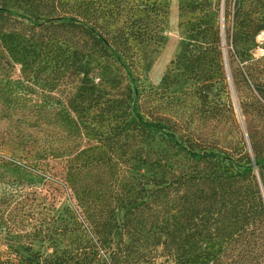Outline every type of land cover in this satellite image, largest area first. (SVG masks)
<instances>
[{"label":"trees","instance_id":"1","mask_svg":"<svg viewBox=\"0 0 264 264\" xmlns=\"http://www.w3.org/2000/svg\"><path fill=\"white\" fill-rule=\"evenodd\" d=\"M224 1L238 36L242 12L252 2L264 7V0ZM166 15L155 0H0V206L14 203L9 220L0 214V264H158L160 257L264 264V149L251 139L250 152L243 141L228 150L206 144L170 117L150 122L141 105L134 123L122 127L137 46L161 45ZM91 72L98 85L128 92L110 114L102 112L103 123L83 107L98 109L95 85L82 77ZM254 88L264 100V81ZM256 106L262 110L264 102ZM69 137L78 142L68 144ZM133 161L151 173L110 181V200L80 197L56 215L36 208V181L59 182L72 197L82 172L104 164L129 169ZM19 185L22 217L15 212ZM33 240H46L52 252L33 251Z\"/></svg>","mask_w":264,"mask_h":264},{"label":"rangeland","instance_id":"2","mask_svg":"<svg viewBox=\"0 0 264 264\" xmlns=\"http://www.w3.org/2000/svg\"><path fill=\"white\" fill-rule=\"evenodd\" d=\"M155 1L163 5L167 13L160 26L161 45L137 46V78L130 84V115L122 127L134 123L140 111L138 105H141L145 117L151 118L150 122H155L153 118L170 117L178 122L179 130L198 136L206 144L213 143L228 150L243 141L250 152L251 139L258 149H264V109L256 106V101L264 100L254 88L257 80L264 81V29L253 35L264 25V7L257 4L253 8L252 2L247 7L250 12H242L246 17L242 23L244 34L238 36V27L233 21L235 13L231 8L225 10L224 0ZM243 66L254 74L252 79ZM82 77L89 78L95 85L94 92L99 98L98 109L83 103L85 112L95 115L94 121L99 119L103 123L102 112L110 114L117 102L127 99L128 92L123 87L113 88L107 81L98 85L96 72ZM111 119L115 121L117 117ZM66 142L75 145L78 141L69 137ZM129 167L113 168L104 164L82 172L72 185L76 189L72 197L64 186L53 181L42 184L36 181L30 191L36 194L37 209L47 215H56L64 206L74 209L80 197L94 202L110 200L108 195L114 187L111 182L118 184L131 175V171L151 173L150 168L138 161H133ZM254 174L259 183L257 170ZM31 175L38 177L34 173ZM16 188L18 208L15 212L22 217L26 208L25 187L19 185ZM43 204L49 209L42 208ZM13 206V201L10 205L0 206L1 218L9 220ZM124 209L115 211L119 223ZM31 248L42 254L52 252L46 240H33ZM234 253L241 254L236 250ZM156 261L174 264L161 257ZM226 261L225 264L236 263L234 259ZM17 264L27 263L19 261Z\"/></svg>","mask_w":264,"mask_h":264}]
</instances>
